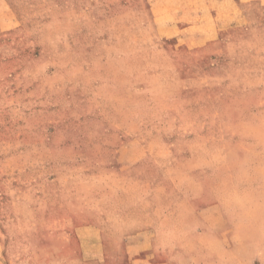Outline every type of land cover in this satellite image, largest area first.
I'll use <instances>...</instances> for the list:
<instances>
[{"label":"rangeland","instance_id":"1","mask_svg":"<svg viewBox=\"0 0 264 264\" xmlns=\"http://www.w3.org/2000/svg\"><path fill=\"white\" fill-rule=\"evenodd\" d=\"M172 3L0 0V264H264V5Z\"/></svg>","mask_w":264,"mask_h":264},{"label":"crops","instance_id":"2","mask_svg":"<svg viewBox=\"0 0 264 264\" xmlns=\"http://www.w3.org/2000/svg\"><path fill=\"white\" fill-rule=\"evenodd\" d=\"M256 1L259 4L264 5L263 0H256ZM232 2H233V0H199V4H204L203 6H206V10H207V6L209 7L207 10V14H205L203 11H201V9H198V8L193 9L192 2L190 0H170V4L172 3V5L178 6L177 11H175L178 14L183 13V12H188V11H192V12L198 11V12H195L194 13L195 15H192L190 18L194 22V27H198L199 30H201V29L205 30L206 29V28H203V24H202L203 20H205V22H207V19H208L209 23H210L214 19H216V20L224 19L225 16L227 15L226 7H227V5L230 6ZM243 3H245V2H240V4H243ZM235 10L237 11L238 7L235 8ZM218 13H220L221 16L217 15ZM205 15H206V18L203 17ZM215 25H216V28H213L214 26H212V25L211 26L208 25L210 30H207V31H208L210 37L214 36L212 28L215 29L214 30L215 32L217 31L218 28L219 29L222 28L221 24H219V23H216ZM182 28H184V30L188 31V27L182 26ZM199 35L200 34H198V36ZM256 83H257L256 85H260L261 82L258 80V82H256ZM263 84H264V82H263ZM254 85H255V82H254ZM191 86H192V83H190L188 85V87H191ZM184 88H185V86H184ZM153 237H154V234L152 232L150 233L149 237L143 235L140 238H138L136 236V239H135L136 252H133V253L128 252L125 254L126 255L125 258L120 256V257H116L114 259L117 261L118 260H120V261L126 260L130 264H165L164 258H160L157 256L158 254H156V252L159 253V250H160V248L158 247V243L160 241L158 238H155V237L153 239ZM87 246H90V248L94 247V245H89V243ZM90 248H88V249H90ZM163 251H165V250L163 249ZM166 253L168 254L169 252H166ZM211 255H212V257H210L208 260H212V261L218 260L216 258L217 257L216 253L215 254L212 253ZM58 259L73 260V261L79 260V261H84V263H80V264H92V263H90L91 261H100L101 262V261H106L107 258L101 252L99 254H95L93 252L92 253L84 252L82 254H78L77 256H71L70 258L69 257H66V258H59L58 257ZM182 259H191V255H188V258H187V256H184ZM166 260H170V258H166ZM198 260L201 261L202 258H199Z\"/></svg>","mask_w":264,"mask_h":264}]
</instances>
